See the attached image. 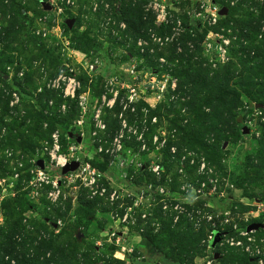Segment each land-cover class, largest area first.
Masks as SVG:
<instances>
[{"label":"rangeland","instance_id":"obj_1","mask_svg":"<svg viewBox=\"0 0 264 264\" xmlns=\"http://www.w3.org/2000/svg\"><path fill=\"white\" fill-rule=\"evenodd\" d=\"M230 239L264 263V0H0V264H247Z\"/></svg>","mask_w":264,"mask_h":264},{"label":"built area","instance_id":"obj_2","mask_svg":"<svg viewBox=\"0 0 264 264\" xmlns=\"http://www.w3.org/2000/svg\"><path fill=\"white\" fill-rule=\"evenodd\" d=\"M70 96H73L72 94H70ZM57 133H54L53 135H52V139L55 141V142H57ZM63 158V157H62ZM58 163V162H57ZM71 163V161H68V160H66V159H64V163L63 164H58L59 165V168H61V169H63L64 167H66L68 164H70ZM79 164V163H78ZM79 167H80V164H79ZM78 167V168H79ZM77 168V169H78ZM76 172H80V173H76ZM76 172H72L71 173V175H69L68 177H69V179H74V178H80L81 177V175L83 176V177H91L92 178V174L93 173H91L90 171H89V169H88V167H86V168H82L81 170L79 169V170H77ZM73 173H76V176H74V175H72ZM67 179V178H66ZM4 192V191H3ZM2 192V193H3ZM240 236H242L243 238H245V237H247V233H245V234H241ZM248 242H250V240L248 239ZM230 246H232V247H235V248H237V249H239V251L243 254V255H245L247 258H251V259H255L256 260V262H257V264H264L263 262H262V260L260 259V257H259V252L258 251H253L252 249H251V244H247V243H243V242H241V241H237V240H234V239H230ZM256 252V253H255ZM212 263V261H209L207 264H211Z\"/></svg>","mask_w":264,"mask_h":264},{"label":"water","instance_id":"obj_3","mask_svg":"<svg viewBox=\"0 0 264 264\" xmlns=\"http://www.w3.org/2000/svg\"><path fill=\"white\" fill-rule=\"evenodd\" d=\"M69 27L71 26V24L68 25ZM244 134H247V131L244 130ZM40 165V167L42 168V164L41 162L38 163ZM79 167V164L78 162H73V163H70L68 164L66 167H64L62 169V174H66V173H70V172H74L77 170V168ZM220 241V236L219 234H215L214 235V240L213 242L211 243V247L214 248Z\"/></svg>","mask_w":264,"mask_h":264},{"label":"trees","instance_id":"obj_4","mask_svg":"<svg viewBox=\"0 0 264 264\" xmlns=\"http://www.w3.org/2000/svg\"><path fill=\"white\" fill-rule=\"evenodd\" d=\"M84 40L89 44V45H91V42L87 39V38H84ZM74 232V231H73ZM245 262L247 263V264H251V260L250 259H248V258H246L245 259Z\"/></svg>","mask_w":264,"mask_h":264},{"label":"bare ground","instance_id":"obj_5","mask_svg":"<svg viewBox=\"0 0 264 264\" xmlns=\"http://www.w3.org/2000/svg\"><path fill=\"white\" fill-rule=\"evenodd\" d=\"M215 14H213L212 16L214 17ZM56 161L58 162V164H63L64 163V158L62 157H56Z\"/></svg>","mask_w":264,"mask_h":264}]
</instances>
